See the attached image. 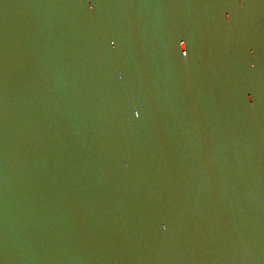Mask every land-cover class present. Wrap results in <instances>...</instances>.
I'll list each match as a JSON object with an SVG mask.
<instances>
[{
    "label": "water",
    "instance_id": "95a60500",
    "mask_svg": "<svg viewBox=\"0 0 264 264\" xmlns=\"http://www.w3.org/2000/svg\"><path fill=\"white\" fill-rule=\"evenodd\" d=\"M0 264H264V0H0Z\"/></svg>",
    "mask_w": 264,
    "mask_h": 264
}]
</instances>
